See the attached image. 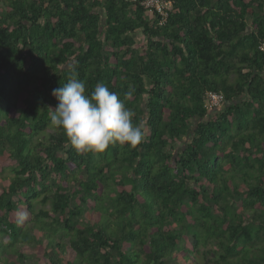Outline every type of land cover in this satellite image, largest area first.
<instances>
[{"label": "trees", "instance_id": "obj_1", "mask_svg": "<svg viewBox=\"0 0 264 264\" xmlns=\"http://www.w3.org/2000/svg\"><path fill=\"white\" fill-rule=\"evenodd\" d=\"M171 1L0 0V264H264V0Z\"/></svg>", "mask_w": 264, "mask_h": 264}, {"label": "built area", "instance_id": "obj_2", "mask_svg": "<svg viewBox=\"0 0 264 264\" xmlns=\"http://www.w3.org/2000/svg\"><path fill=\"white\" fill-rule=\"evenodd\" d=\"M134 3H140L145 9L155 10L156 13L160 16V24L166 22L168 17V10L172 6L171 0H128ZM260 50L264 52V44L260 46ZM223 102L221 95L214 92H207L205 95L204 107L206 109H213L220 107Z\"/></svg>", "mask_w": 264, "mask_h": 264}, {"label": "rangeland", "instance_id": "obj_3", "mask_svg": "<svg viewBox=\"0 0 264 264\" xmlns=\"http://www.w3.org/2000/svg\"><path fill=\"white\" fill-rule=\"evenodd\" d=\"M138 42L141 41V40H137ZM140 43V42H139ZM142 43H140L141 45ZM142 47V46H140ZM11 165H13V161L9 158V156L7 154H4L3 156L0 157V171L2 169H5L7 167H10ZM21 212L18 211V214L17 215H20ZM67 240L66 239H63V242H66ZM18 247L20 248L21 245H18ZM29 264H47V261H45L44 263H41V262H37L35 260H32V261H29L28 262Z\"/></svg>", "mask_w": 264, "mask_h": 264}]
</instances>
